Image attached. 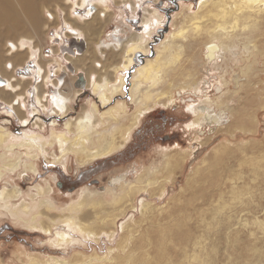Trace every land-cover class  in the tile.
Returning <instances> with one entry per match:
<instances>
[{
    "label": "rangeland",
    "instance_id": "obj_1",
    "mask_svg": "<svg viewBox=\"0 0 264 264\" xmlns=\"http://www.w3.org/2000/svg\"><path fill=\"white\" fill-rule=\"evenodd\" d=\"M42 1L37 19L16 6L18 20L10 24L17 26V34L10 35L7 26L0 28V73L18 79L19 94L26 97L22 116L0 100V129L14 137L35 134L46 140L45 154L35 159L28 157L25 147H0V195L4 190L17 191L13 208L32 205L37 217L16 221L0 203V264H264V11L247 29L240 26L230 36L219 32V38L211 40L206 33L213 30V23L208 22L203 36L190 38L189 16L198 11L201 0H147L136 13L132 11L136 0H110L106 18L98 13L88 22L74 18L83 11L71 9L65 0ZM145 7L159 12L162 27L149 44V56L137 54L133 69L124 74V93L103 107L89 88L90 81L94 74L117 80L128 52L102 50L98 44L109 40L117 27L127 37L139 32ZM66 24L82 31L88 44L82 53L73 49L79 55L75 58L64 49L72 39L77 41L63 35ZM182 29L186 37L173 40ZM58 31L62 39L57 38ZM22 40L27 49L11 53L15 52L11 44L18 47ZM163 41L162 55L172 50L175 57L165 67L162 82L151 90L150 112L127 142L124 137L133 115L144 108L130 97L129 82L146 58L156 57L155 49ZM219 43L230 51H222L223 56L210 64L207 49ZM37 63L54 80L60 76L55 70L67 71L63 92L76 96L69 117L42 108L39 121L30 114ZM6 64L13 68L9 74ZM79 74L86 81L79 82ZM52 84L39 87L48 111ZM196 87L198 91L192 90ZM74 90L82 92L77 96ZM0 98L13 95L0 91ZM201 98L211 100L210 114H223L220 124L194 129L195 119L187 106ZM117 102H123L128 112L112 122L102 119L99 113ZM94 107L98 125L87 151L94 152L112 139L119 148L93 162L86 163L83 154L74 152L63 158L51 133L63 134L68 119L91 113ZM23 118L29 119L27 127ZM32 163L37 164V172L27 167ZM10 164H18L17 169H8ZM155 175L159 183L149 186ZM126 186L141 191L114 207L113 199ZM87 212L92 218L79 221L91 225V236L62 223ZM59 234L65 236L63 242Z\"/></svg>",
    "mask_w": 264,
    "mask_h": 264
},
{
    "label": "bare ground",
    "instance_id": "obj_2",
    "mask_svg": "<svg viewBox=\"0 0 264 264\" xmlns=\"http://www.w3.org/2000/svg\"><path fill=\"white\" fill-rule=\"evenodd\" d=\"M14 1L15 4L13 0H0V28L2 26L4 27L7 26L8 29L7 32L10 35L17 34L19 31L16 29L17 26H14V24L12 25L10 24V23H16L18 20L15 9L16 6L20 7L23 13L33 17L34 19H37L36 12L39 7V1L42 0H14ZM124 1L126 2L128 0H123V2ZM146 1L147 0H136V2L138 3L136 2L134 3V6L132 8L133 13H136L138 8L144 6ZM64 3L67 4L71 9L79 8L80 11H83V14L74 17L79 22L91 21V19H94V17H96L98 13L99 16L106 18L107 14H109L110 12L109 5L111 4L110 0H76V1L65 0ZM151 11L152 10L150 11L147 10L146 7L143 9L144 17H142L140 30L139 32H135L134 33L135 35H132L131 37H127L126 34L123 33V31L119 27H117V29L111 33V36H108L109 40L106 39L98 44V47L102 50L113 48L117 51H122L125 48L124 51L128 52L126 55L125 62L122 63V65L119 68L117 80L112 82L108 78L98 79L97 75L95 74H94V80L93 81L89 80L91 83L89 85V88L92 87L91 89L93 95L98 97L99 103H101L103 107L109 105L110 102H112V100H114L116 97H120L124 93L123 92V86L125 81L124 74L128 73L133 69L135 65L134 57L137 54H141L145 57L149 56L150 54L149 44L152 43L151 40L153 39L154 34H156L158 29H160L163 24V23L161 24L162 21H160L161 17L159 15V12L156 10H153V12ZM263 11H264V0H201L198 6V11L194 13V16L192 15L189 16L190 17L189 23L191 24L190 31L192 34L190 38L203 36V34L206 33L204 32L203 29L204 27L208 26V24H205L206 22L213 23L210 25L213 26L212 27L213 30H210V32L206 33L211 36V40H215L216 38H219L218 36L220 35L219 32H222L224 35L230 36L235 31H237V29H239L240 26H243L244 29H247L249 25H254L256 19L254 16ZM63 29H64L63 35L65 37H67L66 35H69L70 37H75L77 41L80 40L85 41V39H83L84 33L78 30V28L66 24V26ZM186 33H187L186 29H182V31H179L176 34H174L173 40L177 38L186 37ZM56 36L57 38L62 39V35H59V31ZM224 46H225L224 44H220V46L218 47H214L212 45L207 49V59L208 62H210V64H215L217 60L220 59V58L218 59V56L222 54V51H227V52L230 51L226 49ZM165 47H166V43L165 41H163L155 49V51L157 52L156 57L153 59L146 58L144 64L138 66L137 69L132 74L131 80L129 82L131 84L129 95L130 97L134 98L133 100H135L136 104H138L140 107L143 106L145 109L144 108L138 109V111L133 115V119L131 120L132 123L131 126L129 127L130 130L128 134L124 137L126 139L125 141L127 142L129 141V137L131 136L132 131L138 127L139 122L140 120H142L143 116H145L150 112L148 109L149 107L147 106H149V102H151L153 99L151 90L153 88L158 87V85L162 82L164 75L163 72L165 71V67L170 65V63H172L173 61V57H175L172 50L168 51L167 54L163 56L162 49ZM11 49L12 51H15L11 53L16 54L19 53L20 51H25L27 47H25L24 49V42L22 40L21 43L18 45V47L16 46V44L15 45L11 44ZM32 52L33 49H31L29 53L32 55L33 54ZM76 53L77 51L75 53H72L73 55L71 54L73 58L78 55V53L77 54ZM67 57L70 56L66 55L65 60H67ZM66 63L69 64L68 61ZM7 65L8 64H6V68L5 67L4 68L9 74L11 73V70L13 68L12 66L8 68ZM34 67L35 69L33 70V76H32L33 78L32 80H34V85L32 88L34 91L33 94H35L34 96L35 105L32 106L33 109L31 110L30 114L34 117H37L36 119L37 121L40 120L39 117L41 116L42 110L44 112L51 113V115L54 114L55 116H61L63 118L69 117L68 111L70 110V104L73 103L74 98L76 96L74 97L73 93L67 95L66 92H63L64 91L63 89L66 86V82L68 80L67 71L63 70L62 68H58L57 70H55L56 73L55 75H57L58 73L60 74V76L57 75L56 80H54L51 79L48 76V74L45 75L44 70L40 67L38 63L35 64ZM70 70H72L73 71L72 73H74L73 68ZM18 81L19 80L14 78L13 76H3L0 73V91L9 92L10 94L13 95V98H5V99L0 98V100L3 105H6L5 107L13 111H17V113H19V115L22 116L23 113H25L26 111L25 110L26 97L19 94L21 88L18 85ZM49 81L53 83L51 86H53L54 90L53 93L49 95L50 99L47 100V102L51 105V109H49L48 111L47 107H45V105L42 104V101H44L42 98L45 99V95L44 97H40L39 87L48 84ZM145 82L147 83L146 87H144ZM192 90L198 91L199 88L196 87ZM81 92H82L81 90H74V93H77V96ZM27 95L29 94L27 93ZM210 104L212 103L209 98H205V99L201 98L198 101V104H191L187 106L188 113L193 115L195 119V122L192 124L194 129L200 128L204 124L206 125L208 123L220 124V122L223 121L222 113H220L219 116L210 114L213 112V110L211 111ZM40 108H42V110H39ZM95 112H96V108L94 107L93 112L91 113L85 112L82 116H78L76 119H72V118L68 119L64 125L65 126L63 129L64 133L61 135H57L55 132L51 133V136L53 137V141L54 142L56 141L59 144V148L61 150V155L63 158H65L68 155V153L74 152V153L83 154L85 156L86 163L91 161L93 162L97 158H102L104 156H107L119 148L118 145H116L115 140L112 139L111 142H107L103 144L99 149L95 150L94 152L87 151L88 150L87 143L92 141L93 133L95 132V127L96 125H98L96 123L97 120L95 117L96 116ZM127 112L128 111L125 104L123 102H117L115 105H113V107L108 108L107 110L99 114L102 119L108 122H112L120 118L122 115H125ZM21 120L23 123V127H27L29 125L28 118H23ZM35 125H38V123H36ZM52 126L56 127L55 120L52 122ZM72 135L74 137L71 140L70 136ZM43 141L46 140L43 137L35 136V134L34 135L24 134V137H14L13 135L6 133V131H4L3 129H0V147L5 148L6 146L9 149H13L17 145H19L18 146L19 148L25 147L28 152L27 153L28 157L32 159L38 158L41 154L42 155L45 154V151L42 148V146L45 145L42 144L44 143ZM69 142L71 143L70 145ZM50 144L52 145V143ZM35 165L32 163V165H29L27 167L30 168L31 171L37 172ZM6 167L13 171L17 169L18 164H10L7 165ZM157 179H158L157 175H155L153 177V181H151L149 186H153L159 183ZM139 180H141V178ZM138 189L139 188L136 186L135 187L126 186V188L122 190L121 196L113 199L115 200L113 206L114 207L117 206L122 201L128 198L129 199L133 198L135 192L137 194L141 191ZM42 194L43 196L44 195L47 196L48 191L47 192L44 191L42 192ZM16 196H17V191L13 190L12 192H9L7 190H4L0 195V203L2 202L4 203L5 206H7L6 208L8 209L9 214H11L12 217L16 219V221H19L21 219L25 220L24 216H28L29 218L32 219V216L34 215L32 209H36V208H34L32 205H26L18 209L13 208L12 201L14 198H16ZM82 205H83L82 203L79 204V207H82ZM67 218L63 219L62 223L65 224L69 228V230L71 229L84 236H91V234H93L92 233L93 229L91 225L86 226L81 224L79 221V219L87 220L92 218L91 212L90 214L87 212V213H83V215L81 216L79 215L78 219L76 218L67 219ZM33 220H37V217L33 216ZM33 227L34 228L37 227L35 223ZM62 237L63 235L59 234L60 242H63L66 239L65 236L63 238Z\"/></svg>",
    "mask_w": 264,
    "mask_h": 264
},
{
    "label": "water",
    "instance_id": "obj_3",
    "mask_svg": "<svg viewBox=\"0 0 264 264\" xmlns=\"http://www.w3.org/2000/svg\"><path fill=\"white\" fill-rule=\"evenodd\" d=\"M71 48H77L79 52H84V50L86 49V43L84 40H80V41H75V40H72V44H71ZM78 80L79 82L83 83L85 78L82 74H79L78 76Z\"/></svg>",
    "mask_w": 264,
    "mask_h": 264
},
{
    "label": "crops",
    "instance_id": "obj_4",
    "mask_svg": "<svg viewBox=\"0 0 264 264\" xmlns=\"http://www.w3.org/2000/svg\"><path fill=\"white\" fill-rule=\"evenodd\" d=\"M85 39H86V38H85ZM72 40H73V39H72ZM85 42H86V41H85ZM69 43H70L69 45H71V44H72V41H70ZM69 45L66 46L64 49H65L66 51H68V52L74 53L73 49H74L75 47H74V48H71L72 45H71V46H69ZM86 45H88V44L86 43ZM69 54H70V53H69ZM72 57H73V56H72ZM75 57H78V55L75 56ZM75 57H74V58H75Z\"/></svg>",
    "mask_w": 264,
    "mask_h": 264
},
{
    "label": "flooded vegetation",
    "instance_id": "obj_5",
    "mask_svg": "<svg viewBox=\"0 0 264 264\" xmlns=\"http://www.w3.org/2000/svg\"><path fill=\"white\" fill-rule=\"evenodd\" d=\"M176 3V2H175Z\"/></svg>",
    "mask_w": 264,
    "mask_h": 264
}]
</instances>
